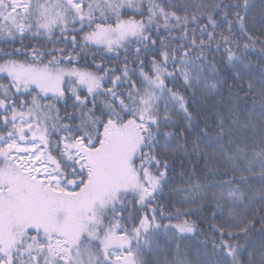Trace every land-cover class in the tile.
I'll return each mask as SVG.
<instances>
[{
  "label": "trees",
  "instance_id": "trees-1",
  "mask_svg": "<svg viewBox=\"0 0 264 264\" xmlns=\"http://www.w3.org/2000/svg\"><path fill=\"white\" fill-rule=\"evenodd\" d=\"M32 1L0 28V148L39 142L78 192L97 153L138 142L92 225L129 244L76 236L57 260L264 264V0H75L49 31Z\"/></svg>",
  "mask_w": 264,
  "mask_h": 264
},
{
  "label": "rangeland",
  "instance_id": "rangeland-1",
  "mask_svg": "<svg viewBox=\"0 0 264 264\" xmlns=\"http://www.w3.org/2000/svg\"><path fill=\"white\" fill-rule=\"evenodd\" d=\"M35 1L40 4V22L45 31L61 26L76 8L75 0ZM31 4L32 0H0V18L3 19L0 28L6 29L8 34L17 31L18 16L16 18L14 12L25 13ZM116 140L122 139L117 137ZM28 143L12 142L0 148V244L5 241L11 246L4 249L5 257L14 256L16 264H61L58 257H66L70 252L79 255L76 236L93 237L109 252L124 251L128 239L114 232L97 233L92 225L95 217L98 220L105 206L131 182L133 151L138 142L97 153L96 168L86 186L78 192L62 189L51 162L39 149V142ZM31 229L38 230L44 247L39 238L29 234ZM2 251L0 246V253ZM114 254L121 257L123 264H136L125 253ZM3 257L0 256V261L6 264Z\"/></svg>",
  "mask_w": 264,
  "mask_h": 264
},
{
  "label": "snow or ice",
  "instance_id": "snow-or-ice-1",
  "mask_svg": "<svg viewBox=\"0 0 264 264\" xmlns=\"http://www.w3.org/2000/svg\"><path fill=\"white\" fill-rule=\"evenodd\" d=\"M116 259H121V257L117 256ZM0 264H3V261H0Z\"/></svg>",
  "mask_w": 264,
  "mask_h": 264
}]
</instances>
